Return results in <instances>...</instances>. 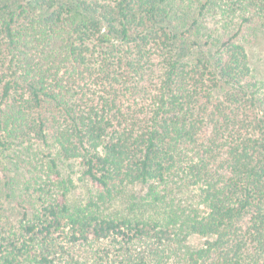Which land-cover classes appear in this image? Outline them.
<instances>
[{"label": "trees", "instance_id": "obj_1", "mask_svg": "<svg viewBox=\"0 0 264 264\" xmlns=\"http://www.w3.org/2000/svg\"><path fill=\"white\" fill-rule=\"evenodd\" d=\"M259 23L264 0H0V264H264Z\"/></svg>", "mask_w": 264, "mask_h": 264}, {"label": "rangeland", "instance_id": "obj_2", "mask_svg": "<svg viewBox=\"0 0 264 264\" xmlns=\"http://www.w3.org/2000/svg\"><path fill=\"white\" fill-rule=\"evenodd\" d=\"M244 28V36L251 39L249 45L251 63L257 75L264 79V25L259 23L251 26L250 28ZM65 167H67L70 172H75L76 170L74 164H72V167H70V164H66ZM76 190L77 191H75V194L78 196H83V194L86 192V188L79 183L76 185ZM203 241L204 239L196 234L191 235L190 237V243L195 247L200 246Z\"/></svg>", "mask_w": 264, "mask_h": 264}]
</instances>
